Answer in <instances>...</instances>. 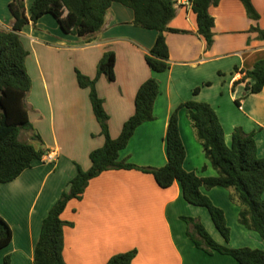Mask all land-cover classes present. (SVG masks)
<instances>
[{"label": "crops", "instance_id": "0c3cea01", "mask_svg": "<svg viewBox=\"0 0 264 264\" xmlns=\"http://www.w3.org/2000/svg\"><path fill=\"white\" fill-rule=\"evenodd\" d=\"M11 2L0 0V30L12 29ZM176 2L169 27L178 32L165 34L170 59L164 72L152 71L145 60L158 33L134 25V11L118 2L108 9L103 29L86 37L66 34L52 14L42 16L36 26L24 27L20 36L29 52L26 67L32 78L26 107L34 130L26 131L20 140L42 145L57 156L53 163L35 160L15 180L0 182V216L13 232L12 242L0 250V264H7V259L9 264H34L44 218L69 189L78 168H91V152L105 143L90 90L79 86L76 73L97 78L105 53L116 55L115 79L100 75L96 90L104 101L112 138L119 137L124 123L134 115L140 86L150 78L160 85L154 119L136 129L120 160L139 167H164L167 130L177 111L186 150L185 170L199 177H216L218 172L183 106L189 101L206 102L216 110L228 145L236 128L252 133L258 156L264 158V88L252 94L246 83L253 81H240L264 59V41L252 30H264V0H252L259 20L248 16L240 0H221L212 6L215 26L210 48L198 32L192 0ZM33 3L26 0L28 15ZM36 134L41 142L34 139ZM202 192L224 211L230 228L228 241L206 208L184 198L180 182L162 188L152 174L137 169L103 172L89 182L82 199L71 200L61 215L70 223L64 228V261L107 264L114 255L136 250L132 264H240L230 255L208 253L196 246L185 218L200 221L219 244L264 250L260 234L240 223V206L232 200V190L203 187Z\"/></svg>", "mask_w": 264, "mask_h": 264}, {"label": "trees", "instance_id": "16d2710c", "mask_svg": "<svg viewBox=\"0 0 264 264\" xmlns=\"http://www.w3.org/2000/svg\"><path fill=\"white\" fill-rule=\"evenodd\" d=\"M177 0H34L30 15L26 11V0H12L10 12L13 17L11 30H0V182L7 183L18 178L40 160L47 150L20 140L22 131L34 130L26 107V97L32 87V79L27 71L29 55L20 33L28 24L36 26L38 20L52 14L66 34L79 38L100 32L105 25V17L113 3H121L134 11L133 24L158 33L153 48L145 60L154 72H164L169 68L170 51L166 32H178L169 27L176 15ZM221 0H192V8L197 16L198 32L204 37L207 47L214 43L215 19L210 13L212 6ZM247 14L259 20L260 14L252 0H240ZM264 41V30L253 28ZM116 55L105 53L98 63V76L105 74L115 79ZM81 88L90 90L93 112L100 124L105 143L91 152V168H78L77 175L70 181L69 189L50 209L44 218L41 234L35 248L34 264H66L63 258L64 228L70 223L62 220V213L68 203L81 200L89 182L110 170L137 169L154 176L158 185L168 188L180 182L184 198L192 205L206 208L224 238L230 239L224 211L218 208L202 192V188L223 187L232 190V200L240 206V223L260 234L264 241V158L258 156L257 144L252 133L236 128L232 143H226L225 131L216 110L206 102L189 101L186 107L188 117L202 144L206 157L218 172L216 177H199L184 168L186 150L180 136L178 112L175 111L169 122L166 143L168 162L161 168L139 167L120 160V152L125 149L136 129L154 119V103L160 93V85L155 78L144 82L137 91L135 113L123 125L121 134L114 139L110 135L109 117L104 101L96 90L97 78L91 79L77 71ZM246 83L249 93H259L264 88V59L245 72L240 80ZM197 88L194 93L199 92ZM239 103V102H238ZM34 139L41 142L38 134ZM191 226L190 237L196 246L208 253L218 252L232 256L240 264H264V250L251 248H230L214 240L204 225L193 218H185ZM13 239V232L7 221L0 216V250ZM138 252L132 250L114 255L107 264H132ZM9 264V259L6 260Z\"/></svg>", "mask_w": 264, "mask_h": 264}, {"label": "built area", "instance_id": "2783aa9c", "mask_svg": "<svg viewBox=\"0 0 264 264\" xmlns=\"http://www.w3.org/2000/svg\"><path fill=\"white\" fill-rule=\"evenodd\" d=\"M56 153L55 152H47V154H45L43 156V159L46 161V162H49V163H53L56 161Z\"/></svg>", "mask_w": 264, "mask_h": 264}, {"label": "rangeland", "instance_id": "374dc122", "mask_svg": "<svg viewBox=\"0 0 264 264\" xmlns=\"http://www.w3.org/2000/svg\"><path fill=\"white\" fill-rule=\"evenodd\" d=\"M31 77V76H30ZM32 79V78H31ZM26 134V131L24 130V131H22V133H21V139H23L24 140V138H22V136H24Z\"/></svg>", "mask_w": 264, "mask_h": 264}]
</instances>
